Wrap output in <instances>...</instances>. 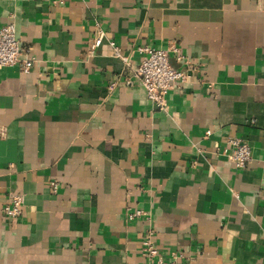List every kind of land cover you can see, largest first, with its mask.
<instances>
[{"label":"crops","instance_id":"1","mask_svg":"<svg viewBox=\"0 0 264 264\" xmlns=\"http://www.w3.org/2000/svg\"><path fill=\"white\" fill-rule=\"evenodd\" d=\"M11 22L35 62L0 69V264H149L150 232L167 261L264 264V0H0ZM111 41L134 67L179 48L166 110Z\"/></svg>","mask_w":264,"mask_h":264},{"label":"built area","instance_id":"2","mask_svg":"<svg viewBox=\"0 0 264 264\" xmlns=\"http://www.w3.org/2000/svg\"><path fill=\"white\" fill-rule=\"evenodd\" d=\"M55 4H65L66 0H53ZM102 36L96 38L93 47H99L102 43ZM116 57L123 60L130 68L133 76L138 78L144 86L147 96L158 108L166 110L168 106L167 95L175 84L188 78V74L176 69L170 62V51L178 54L180 62H186L185 56L180 53L179 48L172 44L168 49L155 48L150 45L139 47L138 51L142 56L137 66H132L127 56L121 53L120 48L111 41ZM35 57L28 54L23 57V49L17 37V29L14 22L8 23L0 29V69L8 66L19 65L21 70L29 72L33 67ZM209 133V132H208ZM229 143L232 148L227 151L231 161L237 168H245L252 159V150L248 143L240 138H231ZM57 189V184L54 183ZM24 196L14 194L10 202L4 207V213L9 218H17L22 215L24 208ZM143 210L128 212L129 220L146 216ZM144 254L150 258L149 264H180L177 261H167L159 256V251L152 240V232L143 239Z\"/></svg>","mask_w":264,"mask_h":264}]
</instances>
